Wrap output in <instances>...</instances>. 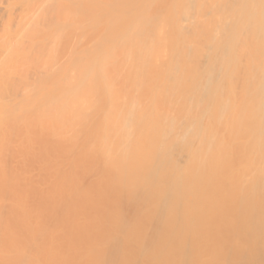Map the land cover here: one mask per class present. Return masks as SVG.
I'll use <instances>...</instances> for the list:
<instances>
[{"label": "bare ground", "instance_id": "obj_1", "mask_svg": "<svg viewBox=\"0 0 264 264\" xmlns=\"http://www.w3.org/2000/svg\"><path fill=\"white\" fill-rule=\"evenodd\" d=\"M0 264H264V0H0Z\"/></svg>", "mask_w": 264, "mask_h": 264}]
</instances>
